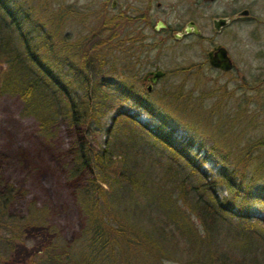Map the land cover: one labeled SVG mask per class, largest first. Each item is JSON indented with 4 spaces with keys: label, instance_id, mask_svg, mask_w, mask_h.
Here are the masks:
<instances>
[{
    "label": "trees",
    "instance_id": "obj_1",
    "mask_svg": "<svg viewBox=\"0 0 264 264\" xmlns=\"http://www.w3.org/2000/svg\"><path fill=\"white\" fill-rule=\"evenodd\" d=\"M75 12L52 0H0V102L12 99L15 117L33 123L50 154L42 163L57 165L56 187L81 223L66 239L50 222L38 186L32 189L36 169L13 170L7 180L0 173V264H12L29 230L45 240L27 264H264L263 218L251 213L254 204L264 207V134L251 135L264 96L258 114L248 115L253 99L241 95L246 108L231 117L225 106L235 92L198 93L197 83L163 87L155 105L142 103L120 23L89 25ZM201 67L169 74L198 76ZM127 100L157 127L120 109L105 126L113 105ZM223 125L235 136L232 152L220 143ZM178 128L188 137L175 143ZM209 160L215 173L200 170Z\"/></svg>",
    "mask_w": 264,
    "mask_h": 264
},
{
    "label": "rangeland",
    "instance_id": "obj_2",
    "mask_svg": "<svg viewBox=\"0 0 264 264\" xmlns=\"http://www.w3.org/2000/svg\"><path fill=\"white\" fill-rule=\"evenodd\" d=\"M197 4H194V10L200 11L201 7L199 6L200 0ZM54 5H72L77 10H88L94 11L99 8L102 3V0H52ZM223 4H216L211 8V11H218ZM264 14V12H263ZM0 15H2L0 13ZM96 18V17H95ZM96 23V22H95ZM81 26L74 23L75 33L79 31ZM252 28L249 26H242L237 29L234 27L233 30H229L222 35H214L211 32H208L204 29L203 36H210L212 39L211 42L215 44L224 45L229 49V55L233 60V63L243 75V78L247 81H252L254 75L258 76V80L264 77V59H257L258 53L261 51L264 55V27H260L258 31L261 33L259 36L260 46H257L255 43L249 40V34ZM210 42V44H211ZM209 44L202 39H189L184 45H177L171 49H163L159 54H152V57H155V61L162 70L174 71L187 67L191 65H202L201 72L198 76H194L191 73H186L181 71L175 75L169 74L164 81L158 85L151 93L145 94L144 87L139 89L142 91L140 95V101L142 103L154 104L156 100H160L161 90L166 87L178 86L180 83H184V89H190L195 83L198 84L196 92L205 93L215 91L218 96L223 93L219 87L224 85V79L222 75H219L218 72L210 70L207 68L205 63V52L208 49ZM254 74V75H253ZM229 76V75H228ZM234 76V73L231 74ZM263 76V77H262ZM219 77V79H218ZM238 83V82H237ZM237 83H231L227 86L228 91L235 90V85ZM260 90H264L262 86H259ZM165 90V89H164ZM233 98L227 102L225 108V115L231 117L234 111L239 107L241 108L246 106L243 105L241 101V95L251 97L253 104H250L248 108V115L252 113L258 114L257 106L261 104L262 96L264 94H259L257 92H249L245 90L233 91ZM3 100V99H2ZM154 101V102H153ZM212 101L206 100V106H211ZM125 111L126 113L133 115L134 119L142 124H146L149 129H155L157 127V118H150L139 108H136L132 102L129 100L122 102L120 105L115 103L112 110L109 112L108 116L104 119V125H110V119L119 111ZM118 110V111H116ZM238 111V112H239ZM17 113V107L14 105L12 99H6L0 102V173L3 175L5 180L8 179V174L12 173L13 170H18L22 172L24 170L33 168L36 169V175L32 182H35V186L32 189L39 188L38 198L44 200L46 208L48 210V215L50 217V222H53L63 236L68 239L71 238L76 232L80 229L81 223L80 218L78 217L77 210L73 205V201L70 197L67 196V193L63 189H58L56 185L61 182V174L58 171L57 165L52 162L51 167H47L42 163V160L49 159V155L43 153L45 149L41 141L33 134L34 125L31 121L17 119L15 117ZM227 118V116H226ZM258 120L261 121L260 127L254 130L251 135L258 137L264 134V113L260 114ZM228 126L223 125V137L221 139V145L226 151L232 152L230 149L231 144L234 143V135L228 137ZM239 128L235 129L238 133ZM235 133V135H236ZM187 133L178 128L174 132L175 143L185 141L187 139ZM90 142L95 145L96 139L93 135L89 138ZM28 150H26L25 146ZM192 150L196 151V145L192 146ZM43 153L45 156H43ZM203 151H199L198 155H202ZM218 166L209 160L206 163H203L200 166V170L208 173H215ZM60 174V175H59ZM31 182V183H32ZM31 183L29 187H31ZM41 186V187H40ZM28 187V188H29ZM37 190V189H36ZM65 192V193H64ZM224 193H221L223 195ZM37 200V199H36ZM251 213L257 218H263L264 222V207L260 205H253L251 208ZM45 237L41 231L29 230L24 236V242L22 245H17L15 251L11 257L12 264H27L33 255L38 251L39 246L43 243ZM186 259L176 260L174 262H169L167 264H185ZM190 263V262H189Z\"/></svg>",
    "mask_w": 264,
    "mask_h": 264
},
{
    "label": "flooded vegetation",
    "instance_id": "obj_3",
    "mask_svg": "<svg viewBox=\"0 0 264 264\" xmlns=\"http://www.w3.org/2000/svg\"><path fill=\"white\" fill-rule=\"evenodd\" d=\"M195 0H102L97 10H77L72 5H63L79 13H83L89 19V25L103 19L111 23H120L122 26V39L125 42V60L127 72L138 76V83L147 93H151L169 72L162 70L152 54H159L163 49H171L177 45H184L189 39H202L209 44L205 52V65L222 75L224 85L219 88L223 92L235 90L257 92L258 86L264 88V77L258 80L254 75L252 81H247L238 71L229 55V49L224 45L211 42L210 36H203L204 29L214 35L244 26L252 28L249 40L260 46L258 31L264 27V0H200V11L194 10ZM216 4H223L218 11L211 8ZM96 17V18H95ZM193 26L197 34L193 32ZM82 28H85L83 25ZM211 42V44H210ZM217 47L225 49L233 67L227 71L212 68L208 63V54ZM261 47V46H260ZM257 59H264L260 51ZM161 72L162 75L152 82V73ZM234 73V76L231 74ZM229 75V76H228ZM219 79V77H218ZM237 83L235 90L228 91L227 86ZM147 88H149L147 90ZM256 99V98H254ZM253 99V100H254Z\"/></svg>",
    "mask_w": 264,
    "mask_h": 264
},
{
    "label": "water",
    "instance_id": "obj_4",
    "mask_svg": "<svg viewBox=\"0 0 264 264\" xmlns=\"http://www.w3.org/2000/svg\"><path fill=\"white\" fill-rule=\"evenodd\" d=\"M193 32L195 34H197V30L195 28V26H193ZM208 58V63L212 68L221 70V71H227L229 69H231L233 67V64L231 63L230 59L227 56V53L225 51V49L221 48V47H217L216 49L213 50V52H210L207 56ZM162 75L161 72H155L152 73L153 78L151 79L152 82L160 77ZM149 88H147L148 90ZM186 264H204V263H200V262H190V263H186Z\"/></svg>",
    "mask_w": 264,
    "mask_h": 264
}]
</instances>
